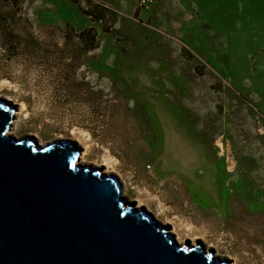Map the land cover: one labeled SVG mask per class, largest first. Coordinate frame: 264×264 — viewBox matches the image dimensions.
Wrapping results in <instances>:
<instances>
[{
    "label": "rangeland",
    "instance_id": "374dc122",
    "mask_svg": "<svg viewBox=\"0 0 264 264\" xmlns=\"http://www.w3.org/2000/svg\"><path fill=\"white\" fill-rule=\"evenodd\" d=\"M14 9L0 0V13ZM18 9L9 19L21 53L5 49L0 24V98L20 112L14 135L69 140L170 232L210 243L228 264H264V0H20ZM90 25L96 49L65 42ZM65 52L80 56L76 69Z\"/></svg>",
    "mask_w": 264,
    "mask_h": 264
},
{
    "label": "water",
    "instance_id": "95a60500",
    "mask_svg": "<svg viewBox=\"0 0 264 264\" xmlns=\"http://www.w3.org/2000/svg\"><path fill=\"white\" fill-rule=\"evenodd\" d=\"M13 112L0 98V264H228L176 242L116 175L77 163L79 146L15 136Z\"/></svg>",
    "mask_w": 264,
    "mask_h": 264
},
{
    "label": "trees",
    "instance_id": "16d2710c",
    "mask_svg": "<svg viewBox=\"0 0 264 264\" xmlns=\"http://www.w3.org/2000/svg\"><path fill=\"white\" fill-rule=\"evenodd\" d=\"M10 3L12 4V6L15 8L11 13H0V24H3V28H4V41H3V46L5 47V49H7L9 51V53L12 54H19L22 52L21 49V42L23 41L21 35L18 32V28L15 24V22H13V20L9 19V14L12 15V19H14V14L17 13L19 11V3L20 0H10ZM87 14H89L90 16H96L97 19H103L104 14L103 12L101 13H96L94 11V8L87 9L85 11ZM140 12V7L137 6L136 10H135V14H139ZM65 42L68 44V41H74L77 40L78 44H79V49L80 52L79 53H87L90 52L94 49H96L99 46V39H98V33L97 30L94 26H86L78 31L73 30L71 36H67L65 35ZM67 39V40H66ZM64 53V52H61ZM66 54V52H65ZM69 57L70 59V63H68V65H72L73 69H76L79 64H78V57H80L79 55H75V53H68L64 56L61 57V59L63 58H67ZM62 81H66V82H73L71 81L69 78H63L62 77ZM86 81H81L78 82L77 84H75V87L78 86L79 83H84ZM64 84V83H61ZM90 89V93H95L94 91V87L92 85H90L89 83H85ZM68 86V85H67Z\"/></svg>",
    "mask_w": 264,
    "mask_h": 264
},
{
    "label": "bare ground",
    "instance_id": "6f19581e",
    "mask_svg": "<svg viewBox=\"0 0 264 264\" xmlns=\"http://www.w3.org/2000/svg\"><path fill=\"white\" fill-rule=\"evenodd\" d=\"M9 100H10V97H9ZM14 111H16V115H15V118H14V120H13V126H12V131H13V133L15 134L16 133V127H17V124H16V122H17V115H19V111H17V110H14ZM14 114V113H13ZM207 132H208V135H206L205 136V140L208 142V141H210L211 139H213V137L215 136V134H216V131H214L213 130V126L212 125H207ZM215 133V134H214ZM202 136V135H201ZM224 135H219L218 137H217V139L215 140V142H214V144L220 149V153L222 154V155H224V154H226V152H228V148H227V146H226V144H225V142H224ZM59 139H60V136H59ZM39 144H41V143H39ZM41 145H44V144H41ZM77 163H80V164H87V163H89L88 162V160H87V158H86V156H85V152L83 151V152H81L80 153V156H79V160H78V162ZM98 169H100V170H102V172H104V173H106V174H110V172H112V171H114L113 169H107V170H105V171H103V168H98ZM122 195L124 196V197H128V193L126 192V190L122 187ZM128 200H130V201H135V203H137V206L138 207H142V206H144V201H143V199L141 198V197H135V199H133V198H127ZM155 218L156 219H158V220H160L159 219V217H158V215L157 214H155ZM170 232V231H169ZM171 234H173V235H175L176 237L174 238L175 240H176V242H178L179 244H184L186 241H185V238L184 237H182L179 233H177L175 230H172L171 232H170ZM197 242L195 241L193 244L195 245ZM208 246L209 247H211V245H210V243H208ZM209 247H208V249H209ZM218 254H219V252H217V255H215V256H218ZM232 264H235L234 262L232 263Z\"/></svg>",
    "mask_w": 264,
    "mask_h": 264
}]
</instances>
